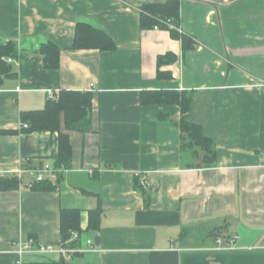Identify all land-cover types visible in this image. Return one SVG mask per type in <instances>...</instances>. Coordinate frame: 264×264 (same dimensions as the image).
I'll return each mask as SVG.
<instances>
[{
    "label": "crops",
    "instance_id": "obj_1",
    "mask_svg": "<svg viewBox=\"0 0 264 264\" xmlns=\"http://www.w3.org/2000/svg\"><path fill=\"white\" fill-rule=\"evenodd\" d=\"M166 2L0 0V44L19 55L0 85V264H15L18 240L58 244L63 210L80 212L79 251L25 264H264V0H179L178 24L141 29V10ZM78 24L113 48H73ZM46 42L60 49L55 71ZM61 90L92 100L89 129L67 133L70 163L58 167L59 132H22L20 115ZM160 92L192 93L187 118L212 140L211 166H183L179 105L141 102ZM44 163L53 189L36 190L28 171Z\"/></svg>",
    "mask_w": 264,
    "mask_h": 264
},
{
    "label": "trees",
    "instance_id": "obj_2",
    "mask_svg": "<svg viewBox=\"0 0 264 264\" xmlns=\"http://www.w3.org/2000/svg\"><path fill=\"white\" fill-rule=\"evenodd\" d=\"M173 19L174 24L179 22V0H167L162 5H147L140 13V27L141 29H151L157 27L159 29L168 30L165 24L166 19ZM173 38H179L182 43V49L188 50L192 46L191 39L184 35H179L177 31L169 30ZM109 48L113 45L108 37L95 28L86 24H78L75 30L73 41V48ZM39 53L42 56V63L45 70L55 71L59 68L60 49L52 42H46L39 48ZM18 49L14 42L9 41L5 45L0 44V85L6 78L15 76L13 73L12 63H7L6 58L18 59ZM173 59L174 57H168ZM158 59V64L161 62ZM161 74L158 72V77ZM92 95L89 92H75L61 90L57 93V99H48L46 105L41 111L22 112L20 115L22 132H59L60 151L56 161V165L68 166L71 158V146L68 140L67 133L69 131L85 132L90 127L88 119V111L91 107ZM141 102L144 105L151 103L157 104H177L180 107L181 116L177 123L181 133V152L184 167L192 168V162L186 161V156L191 159L197 157L198 151H202V158L200 163L203 166H211L215 161V149L211 139L205 137L201 128L197 125L191 124L188 121L187 113L192 102V93L186 92H160V93H146L142 96ZM63 126L64 131H61ZM3 133L0 131V134ZM185 151L186 154H185ZM16 184L15 179H3L1 181L2 187H12ZM36 190H50L53 189L51 185L44 182L35 187ZM147 202V200H146ZM100 213L96 209L89 213L88 228L96 229L99 224ZM80 212L78 210H63L60 213V233L61 242H65L70 237V232H77L80 234ZM29 264H67L63 260L59 261H43Z\"/></svg>",
    "mask_w": 264,
    "mask_h": 264
},
{
    "label": "built area",
    "instance_id": "obj_3",
    "mask_svg": "<svg viewBox=\"0 0 264 264\" xmlns=\"http://www.w3.org/2000/svg\"><path fill=\"white\" fill-rule=\"evenodd\" d=\"M167 26H171V20L167 19L165 21ZM7 63H14L15 60L11 58H6ZM48 98L55 100L56 95L48 91ZM51 170L47 163H44L40 168L28 171L29 174L33 175L36 182H42L44 176ZM20 173V172H19ZM142 186H144L142 184ZM79 241V234L77 232H70V237L65 242H59L58 244H42L39 243L33 237H28L25 240H18L13 244V250L11 251L15 256V264H25V258L28 256H38V257H48L55 256L68 261L79 251L75 243ZM231 243V242H230ZM87 246L90 241H86ZM232 244V243H231ZM229 248H219L218 250H227ZM231 249V246H230Z\"/></svg>",
    "mask_w": 264,
    "mask_h": 264
},
{
    "label": "rangeland",
    "instance_id": "obj_4",
    "mask_svg": "<svg viewBox=\"0 0 264 264\" xmlns=\"http://www.w3.org/2000/svg\"><path fill=\"white\" fill-rule=\"evenodd\" d=\"M186 152L187 151H185V154H186ZM202 151H198V153H197V157H195V159H191V160H189L190 162H192L193 163V165H202L203 163L201 162V163H198L199 161H201V158H202Z\"/></svg>",
    "mask_w": 264,
    "mask_h": 264
}]
</instances>
